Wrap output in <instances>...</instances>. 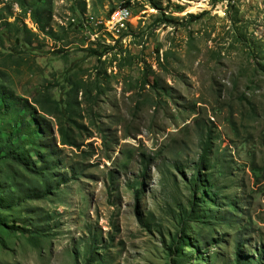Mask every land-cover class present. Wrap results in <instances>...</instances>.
<instances>
[{
    "label": "rangeland",
    "instance_id": "rangeland-1",
    "mask_svg": "<svg viewBox=\"0 0 264 264\" xmlns=\"http://www.w3.org/2000/svg\"><path fill=\"white\" fill-rule=\"evenodd\" d=\"M34 2L44 4L0 0V25H11L0 28V83L38 125L44 150L59 140L58 121L35 101L47 93L64 107L82 86L75 118L87 128L80 139L93 137L85 153L61 154L56 174L69 182L45 199L24 200L43 181L0 161L9 206L0 209V264H237L239 243L253 263L264 242V0H51L52 33L17 42L13 26L31 29ZM123 7L132 19L120 37ZM197 115L216 156L204 184L219 193L217 206L205 203L212 218L184 222L188 244L178 253L169 249L202 151ZM6 117L2 139L28 142ZM102 135L119 143L108 150Z\"/></svg>",
    "mask_w": 264,
    "mask_h": 264
},
{
    "label": "trees",
    "instance_id": "trees-1",
    "mask_svg": "<svg viewBox=\"0 0 264 264\" xmlns=\"http://www.w3.org/2000/svg\"><path fill=\"white\" fill-rule=\"evenodd\" d=\"M21 5H23L25 0H18ZM36 3L34 2V6ZM152 6L157 10H162V5L159 3H152ZM26 15V13H25ZM31 20L33 25L37 29V32L41 35H49L51 30L50 21H51V0H44V4L42 6H35L30 13ZM195 20L199 19V17H191ZM10 27V24H1V27ZM15 33L17 36V42L20 37H24V39L31 40L32 38H37L38 35L32 33V30L28 29L27 26H23L20 28L17 24H14ZM24 35V36H23ZM102 54H99V58H101ZM10 57V55H8ZM6 72L0 70V78L6 77ZM82 86L75 85L67 92V99L64 102L65 106L62 107L58 102L52 101L47 93H45L40 99L35 101V104L39 106V108L45 112V114L52 116L54 119L58 121V136L59 140L55 143L52 150H44L37 145L36 137L38 136V125L34 124L33 121H27L26 115L22 114V109L19 105L18 99L15 97L13 93L5 94L6 90L3 85L0 83V117L3 116H11L6 117L7 120L12 118L14 123L21 122L22 132L25 136H28V142L25 141H16L12 134H8L6 139H2L0 136V161L9 160L14 164L24 169L27 174H31L37 178H39L42 184L33 190H30L25 194L24 200L28 201H36L40 199H45L52 192L58 188L62 184H66L69 182L67 175H62L60 173L56 174L59 165L62 164L60 159L61 154L65 151L66 148H70L71 150L80 151L85 153L86 151H82L84 147V141L86 139H90L93 137L91 133H88L84 139L82 138L83 129L86 131L87 128L84 125H81L75 118L77 110L81 108L82 103L79 102V94L81 93ZM48 92V91H47ZM240 100H245L250 103L245 96H241ZM29 109H33L28 104L26 105ZM252 115H254L253 107H251ZM36 109L34 110L35 113ZM194 123L199 130L202 126L203 129L201 131V137H203L202 143V151L201 156L199 158L198 163L195 165L196 173L193 175L191 180V205L190 210L185 212L180 218V236L178 238H174L170 251H178V253L186 247L187 238L185 237L184 231V222L194 221V220H203L208 218H212L209 214V211L205 210V203L211 204L213 207L217 206L216 197L217 193H219L218 189H214V184H204L205 181L210 179L212 176L209 173L211 169L214 168L216 163V156H214V151L211 148V130L209 127H204L202 125L198 115L194 117ZM91 125L93 123L91 122ZM100 125L97 124V128ZM204 133V134H203ZM103 143L106 149H110V145L118 144V140L111 141L109 137L106 135H102ZM31 142V147L27 148V143ZM31 153H34L36 158L39 157L40 163L39 165L35 163L31 159ZM95 154V152H94ZM93 153L87 155L86 158L92 157ZM7 157V158H6ZM110 158V156H109ZM145 162L143 176H145V170H147L148 165L151 163L149 159H143ZM147 162V163H146ZM200 172H205L206 174L202 179L200 176ZM45 176L49 177V180H45ZM198 195L196 198L195 196ZM141 196V190H135V199L139 201ZM199 204V205H198ZM0 209L7 211L9 209L8 202L1 201ZM234 210H238L236 207ZM207 214V215H206ZM260 243L258 248L253 249L255 252V260L253 263H250L249 260L242 255V243H239L236 248V258L235 263L237 264H264V242ZM91 264H96L97 261L90 260ZM87 263V264H90ZM170 264H176L175 260H170Z\"/></svg>",
    "mask_w": 264,
    "mask_h": 264
},
{
    "label": "built area",
    "instance_id": "built-area-1",
    "mask_svg": "<svg viewBox=\"0 0 264 264\" xmlns=\"http://www.w3.org/2000/svg\"><path fill=\"white\" fill-rule=\"evenodd\" d=\"M131 19L132 17L130 11H126V7H123L119 13V20L115 21V25H120V32L114 33L118 36L120 33L128 31V29L130 28ZM31 30L37 33V29L34 25H32ZM116 39H118V37H116Z\"/></svg>",
    "mask_w": 264,
    "mask_h": 264
},
{
    "label": "bare ground",
    "instance_id": "bare-ground-1",
    "mask_svg": "<svg viewBox=\"0 0 264 264\" xmlns=\"http://www.w3.org/2000/svg\"><path fill=\"white\" fill-rule=\"evenodd\" d=\"M127 9V8H126ZM126 11H128V10H126ZM192 12H195V10H193ZM115 20H119V14H117L116 16H115Z\"/></svg>",
    "mask_w": 264,
    "mask_h": 264
},
{
    "label": "clouds",
    "instance_id": "clouds-1",
    "mask_svg": "<svg viewBox=\"0 0 264 264\" xmlns=\"http://www.w3.org/2000/svg\"><path fill=\"white\" fill-rule=\"evenodd\" d=\"M31 30V29H30ZM33 32V31H32ZM38 33V32H37ZM37 33H35V34H37Z\"/></svg>",
    "mask_w": 264,
    "mask_h": 264
}]
</instances>
